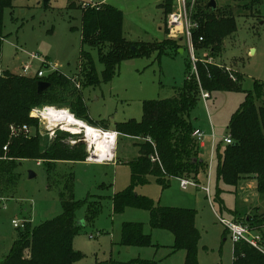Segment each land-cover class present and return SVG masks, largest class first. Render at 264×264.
<instances>
[{
    "label": "rangeland",
    "instance_id": "rangeland-1",
    "mask_svg": "<svg viewBox=\"0 0 264 264\" xmlns=\"http://www.w3.org/2000/svg\"><path fill=\"white\" fill-rule=\"evenodd\" d=\"M42 1L12 0V7L3 11L0 69L25 75L23 65L31 62V74L40 66V62L33 60L31 55L46 59L57 65L58 72L80 83L79 90L88 116L104 121L109 128L114 129L115 123L130 119L140 121L145 100L176 95L177 88L186 78L188 62L192 65L190 73L196 75L190 49L182 35L171 36L165 24L166 14L158 6L163 0H49L45 6ZM257 1L216 0L221 16L231 15L236 20V30L223 37L218 57L206 56L207 48H195L193 44L196 59L208 57L220 68L230 67L235 79L236 73L242 77L239 90L214 91L207 99L200 91L201 96L189 113L192 125L203 133L202 146L199 145L205 166L196 177L190 178L197 185L183 189L179 179L171 178L169 185L162 188L155 178L149 176L148 183L134 187L137 194L153 199L156 204L195 209V225L200 234L197 247L199 264H232L233 240L219 217L234 220L244 219L247 215L253 218L264 215V197L247 188L253 179H243L237 186H231L216 178L217 152L225 146L229 119L253 88L254 82L264 80V0L255 3ZM82 2H94V7L106 3L120 10L123 33L131 41L175 39L184 50L182 53L167 50L163 54L154 52L149 56L126 58L119 63L110 81L82 87L79 80V56L83 48ZM90 51L100 73L103 65L98 61L96 51ZM51 70L47 67L45 75ZM50 124H60L55 130L66 131L59 122ZM77 134V138L68 139L70 144L88 141L86 130L82 129ZM54 135L46 138L42 134L45 137L39 147H46ZM143 141L141 137L118 134L114 144V162L56 161L49 167L36 159L18 160L16 185L0 198V260L17 236L18 229L12 220H27L38 225L62 212L61 192L66 177L72 174L74 199L81 203L75 212L79 229L72 239L73 249L81 256L73 264H95L110 258L119 261L143 258L154 259L159 264H184L185 251L181 249L171 253L173 235L167 230L151 228L147 210L127 207L121 213H113L112 197L130 185V162L138 155L137 143ZM4 158L7 159L6 156ZM210 160L212 167L207 195L202 187L208 182ZM30 172L32 177H29ZM218 189L220 192L217 193ZM88 203L95 207L87 210ZM123 222L143 223L144 232L151 235L155 245H120ZM259 236L262 238L264 235Z\"/></svg>",
    "mask_w": 264,
    "mask_h": 264
},
{
    "label": "trees",
    "instance_id": "trees-1",
    "mask_svg": "<svg viewBox=\"0 0 264 264\" xmlns=\"http://www.w3.org/2000/svg\"><path fill=\"white\" fill-rule=\"evenodd\" d=\"M11 1L0 0V63L4 38L2 14L5 9L12 7ZM172 5L173 0H163L158 6L167 14ZM80 12L83 48L79 56V80L82 87L110 81L119 63L126 58L149 56L154 52L163 54L167 50L179 52V49H183L175 39L146 42L127 39L123 33L122 12L106 3L100 7H83ZM220 13L219 9L213 10L206 7V2H201L193 15L197 25L192 28V42L195 48H207L206 56L212 58L221 54L223 37L236 30L235 18L231 15L224 17ZM90 50L96 51L97 59L103 65L100 73L95 68ZM208 57L197 59L195 76L190 73L191 63L186 64V78L182 86L177 88L176 95L145 100L140 121L130 119L118 122L112 129L120 135L144 139L137 143L138 155L130 162V185L112 197L113 213H121L127 207L147 210L151 228L167 230L173 235L171 253L181 249L185 251L184 264H199L197 247L200 234L195 225V209L156 204L153 199L137 194L134 187L148 183V177L151 176L162 188H166L171 178L187 175L190 176L188 178H194L205 166L200 156L201 147L192 136L195 127L189 113L201 96L200 91H207L210 96L214 91L239 90L242 80L238 73L237 78L232 80L225 69L208 61ZM41 80L51 85L38 93L37 84ZM42 105L67 107L75 117L89 125L109 130L104 121L99 122L88 116L81 92L74 86L71 77L58 71L43 76H25L0 70V198L16 185L18 173L15 167L18 160L36 159L51 167L56 161H85L88 155L84 141L73 144L68 141L79 135L65 130H56L54 137L47 141V146L43 149L39 147L42 138L48 136L39 133L38 119L30 117L29 113L33 107ZM11 124L30 126L32 135L10 137ZM227 128L231 143H225L223 150L217 152V181L237 186L241 180L253 176L257 193L264 197V80L254 82L253 88L231 115ZM7 143V150L4 151L3 146ZM73 188L71 174L66 177L60 196L62 212L38 225L26 220L23 229L17 228L16 239L0 264H73L80 258V253L72 246L73 236L79 229L75 212L81 206L74 199ZM94 207L88 203L87 210ZM234 220L264 235V215L256 218L247 215L244 219ZM119 244L137 247L155 245L151 235L144 232L141 222H123ZM95 264L159 263L154 259L119 261L110 258ZM232 264H264V253L245 241L233 243Z\"/></svg>",
    "mask_w": 264,
    "mask_h": 264
},
{
    "label": "built area",
    "instance_id": "built-area-1",
    "mask_svg": "<svg viewBox=\"0 0 264 264\" xmlns=\"http://www.w3.org/2000/svg\"><path fill=\"white\" fill-rule=\"evenodd\" d=\"M208 1L209 0H173L172 9L165 16V24L168 27L170 35L173 37H178L181 34L185 44L189 47L190 52H191V60L194 64V66H193L194 69H195V62L197 61V59L195 58L194 49H193L192 28L195 27V25H197V22L193 19V15L197 11L196 6L198 4H200L201 2L207 3ZM82 6L83 7L96 6V3H94V2H90V3L82 2ZM31 57L33 60L37 59L40 62V66H38L36 69H34L33 73L29 74V72L31 70V62L27 63L26 65H23V72L25 73L26 76H30V75L43 76V75H45V69L47 67H51L52 72L58 71L57 65L56 66L53 65L51 62L47 61L46 59L45 60L39 59L35 54L31 55ZM224 69L229 73V77L232 80H235V77L231 71V68L225 67ZM72 82L77 89H80V83L76 79L72 78ZM201 93H202V97L204 99H207L209 97V93L207 91L202 90ZM48 108H56L57 110H60V109L65 108V107H57L55 105L36 106V107H33L31 109L29 116L38 119V131L41 135L45 134V135H48L49 137H52L56 131L55 130L56 127H58L59 125H56L55 127H49L47 125L43 126V124H42L43 113L46 110H48ZM66 109L68 111H70L69 108H66ZM72 115H74V114L72 113ZM93 127L96 128L97 130H99L103 135L105 134V131H109V130L102 129V128L97 127V126H93ZM9 130H10V137L29 136L32 134V131H33L32 128L26 124H23V125L11 124L9 126ZM72 133H74V132H72ZM114 133H115V137L117 138L118 133L115 131H114ZM75 134H77V133H75ZM202 134H203L202 131L200 129H197V128H195L192 132V136L196 139V141L199 144H201V142H202L201 141ZM85 142L87 143L86 150L88 153V155L86 157V161H88V162H108V161H112L114 159V152H113V156L103 154V158L98 159L95 155L96 154L95 153V146L90 145L87 141H85ZM224 142L226 144L231 143V138L229 135H227L224 138ZM8 143L3 146L4 151L7 150ZM113 151H114V149H113ZM211 162H212V160L209 161L207 185L202 187L207 195L209 193V178H210V173H211L210 167H212ZM177 179L180 180V186L183 189L187 188L188 186H196L197 185L196 182L192 181V179L187 178V177H180ZM25 221L26 220H22V221L12 220V224L15 228L23 229ZM219 221L223 225L225 230L229 233L231 239L233 240V243L245 241L248 244L254 246L255 248H258L259 250H261L264 253V243L261 242V240H263V237L260 238L259 235L261 233L257 229L250 228L247 224L240 222V221L229 220V219H225V218H221V217H219ZM263 229H264V227H263ZM252 233H255V234H252ZM90 237H91V235H90Z\"/></svg>",
    "mask_w": 264,
    "mask_h": 264
},
{
    "label": "bare ground",
    "instance_id": "bare-ground-1",
    "mask_svg": "<svg viewBox=\"0 0 264 264\" xmlns=\"http://www.w3.org/2000/svg\"><path fill=\"white\" fill-rule=\"evenodd\" d=\"M50 122H59L63 127L74 133H79L82 129L86 130L88 134V143L95 146V155L98 159L103 158V154L113 156L114 144L116 137L114 131H105L103 135L99 130L89 125L85 121L72 115L66 108L57 110L56 108H48L43 113V126L55 127L57 124H50ZM60 125V124H58Z\"/></svg>",
    "mask_w": 264,
    "mask_h": 264
},
{
    "label": "water",
    "instance_id": "water-1",
    "mask_svg": "<svg viewBox=\"0 0 264 264\" xmlns=\"http://www.w3.org/2000/svg\"><path fill=\"white\" fill-rule=\"evenodd\" d=\"M42 2H43V5L45 6L49 2V0H43ZM206 7L215 10L217 8V2H216V0H209L206 3ZM179 52L182 53L183 52V49H179ZM50 85L51 84L48 81H45V80L39 81L38 84H37V92L38 93H41V92L47 90L50 87ZM32 176H33V174H32V172H30L29 173V177H32Z\"/></svg>",
    "mask_w": 264,
    "mask_h": 264
},
{
    "label": "crops",
    "instance_id": "crops-1",
    "mask_svg": "<svg viewBox=\"0 0 264 264\" xmlns=\"http://www.w3.org/2000/svg\"><path fill=\"white\" fill-rule=\"evenodd\" d=\"M1 71H2V69H0ZM92 119V118H91ZM100 127V126H99ZM101 128V127H100ZM102 129H104V128H102ZM197 129H199V128H197ZM109 131H113L112 130V128H109ZM201 146H202V142H201ZM114 158H115V155H114ZM86 161V160H85ZM86 162H88V161H86ZM108 162H114V159L112 160V161H108ZM174 179H176V178H174ZM247 179H253L254 181H251V182H249L250 184H247V188H249L254 194H256V195H258V193H257V190H256V188H255V185H256V179L252 176V177H249V178H247Z\"/></svg>",
    "mask_w": 264,
    "mask_h": 264
}]
</instances>
